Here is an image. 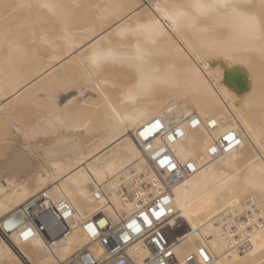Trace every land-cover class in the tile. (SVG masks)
Here are the masks:
<instances>
[{
	"label": "bare ground",
	"instance_id": "obj_1",
	"mask_svg": "<svg viewBox=\"0 0 264 264\" xmlns=\"http://www.w3.org/2000/svg\"><path fill=\"white\" fill-rule=\"evenodd\" d=\"M193 3L0 0V141L23 138L26 149L17 167H0V222L36 198L64 197L76 208L67 220L71 228L52 239L39 232L23 241L18 230L10 232L24 259L1 239L2 264H69L82 249L102 259L104 246L82 220L104 209L116 224L138 211L136 186L127 185L128 201L118 189L132 175L149 180L153 147H166L180 165L196 167L174 185L166 221L180 231L177 257L193 255L205 264L204 247L212 264H264L261 241L253 243L264 225V191L245 183L264 162V46L248 37L241 21L215 12L201 16ZM174 6L196 17L195 24L184 18L173 25L157 12ZM154 21L161 25L158 34L121 31ZM94 48L115 60L93 67ZM138 48L144 62L136 59ZM139 69L152 84L136 97L129 87L138 83ZM155 118L165 129L145 140L139 133ZM193 118L201 121L195 128ZM229 132L241 143L211 155ZM48 220V227L60 228Z\"/></svg>",
	"mask_w": 264,
	"mask_h": 264
},
{
	"label": "built area",
	"instance_id": "obj_2",
	"mask_svg": "<svg viewBox=\"0 0 264 264\" xmlns=\"http://www.w3.org/2000/svg\"><path fill=\"white\" fill-rule=\"evenodd\" d=\"M224 144L228 145L229 142L223 139V144H214L212 147H216L217 151L216 153L210 151L211 155L215 156L223 147L226 149ZM164 155H169L173 158V162L177 163L176 169L168 170L158 163ZM147 156L149 160L147 165V169L150 172L149 180L144 181L140 179V175H132L128 182L118 189L124 201H128V198H131L133 194L137 196L138 211L127 217H122L116 224L112 223L111 218L104 209H100L95 215L83 219L82 223L86 230L88 224L96 226L97 235H91L88 230L87 232L93 239L99 240L104 246L105 256L102 259H98L89 249H82L77 252L74 260L69 264H199L193 255H186L182 259L177 257L175 245L180 240V231L174 232V229L166 225L167 218L173 214L172 195L174 185L184 178L187 173L191 172L192 169H189L186 165H180L173 153L166 147H153ZM133 184L136 186L137 191L134 189L135 192L130 194L127 185ZM95 194L96 199H101L104 196V192L101 189H98ZM165 196L169 197L168 202L163 205L166 215L160 220L150 217L153 220V224L149 228L143 222L141 212L150 211L153 207L158 209ZM75 213V206L67 198L60 197L56 201L48 197H43V199L36 198L25 211L21 209L15 210L8 215V218L0 222V240L6 239L24 259V255L12 241L9 235L10 232L18 230L21 236L23 231L31 228L33 231L32 237L40 232L52 239L71 228L67 220L72 218ZM50 218L51 222L53 221L60 225L59 229L48 227L47 222ZM132 220H136L140 224L141 232L137 233L134 228L127 227ZM101 221H103L102 225ZM9 222H11L13 227L6 228L5 224ZM125 235L129 236L127 241L123 240ZM32 237H29V239ZM21 238L23 241L29 240H24L22 236ZM157 241H160V243H157ZM201 249H204L209 257V261H205V264H209V262L212 264V257L209 251L204 247H201ZM141 252H145V255L141 262H138L137 259ZM167 253H171V255ZM0 264L2 263L0 262Z\"/></svg>",
	"mask_w": 264,
	"mask_h": 264
},
{
	"label": "snow or ice",
	"instance_id": "obj_3",
	"mask_svg": "<svg viewBox=\"0 0 264 264\" xmlns=\"http://www.w3.org/2000/svg\"><path fill=\"white\" fill-rule=\"evenodd\" d=\"M45 7H53L52 5L46 4ZM201 16L208 15L210 13H217L219 15L224 16L227 19L231 20H239L243 23L245 31L248 37L252 41H260L261 45L264 46V0H259L258 4H253L252 0H211V2L205 3L203 0H194V3L191 5ZM259 8L261 12H257L253 9ZM223 9V12L219 10ZM158 13H162L164 18L167 21H170L173 25H176L179 21L184 18H188L192 21L193 25L195 24L196 17H189L188 13L183 12L179 9L178 6H174L171 11L157 8ZM161 29V25L158 21L149 22V23H137L135 27L126 26L121 29L123 33H152L158 34ZM138 55L136 59L138 61L144 62L145 53H143L139 48L137 49ZM115 60V57L112 56L111 52H105L103 49L94 48L91 54L92 63L99 67L102 63L108 60ZM139 81L136 84H133L129 87V92L134 93L136 97H140L147 93V90L151 87L152 81H145L146 73L143 69H139ZM154 80L158 81V77H154ZM115 112V110H113ZM117 117L119 113H116ZM201 121L199 119H191L190 125L195 128L200 125ZM213 127L216 125V121H211ZM165 129V124L159 118H155L153 121L149 122L147 126L143 128V130L139 133L145 140H148L150 136H155L156 134L161 133ZM176 133L183 138L185 136V132L182 128H177ZM165 139L169 143H173L176 139L175 135L165 133ZM224 140L229 142V150L234 149L236 145H239L241 141L237 139L236 135L232 132L227 133L224 137ZM151 147V144H149ZM175 150V149H173ZM212 153H216V147H212L210 149ZM159 154V153H157ZM177 155H180L177 152ZM158 163L162 167H166L168 170L176 169L177 163L173 162V158L169 155H164ZM186 166L189 169H192L193 172L196 171V167L194 163H188L185 161ZM235 179V177L233 178ZM245 183L249 185H257L260 190L264 191V162H262L261 166L249 173V175L245 178ZM215 196V193H212L208 203L212 202V197ZM169 197L165 196L161 205L157 209L153 207L150 211H142L141 215L143 217V222L146 223L149 228L153 224V220L150 217H155L156 220H160L162 217L166 215V211L164 208V204L167 203ZM177 201L179 202V197H177ZM103 221H101V225ZM6 228L13 227L11 222L5 224ZM128 228H134L137 233L141 232L140 224L136 220H132L131 223L127 225ZM261 233L259 237H254L253 243L255 244L256 239L261 241L260 248H264V225L261 226ZM87 230L91 235H97L96 226L93 224L87 225ZM21 236L24 240L29 239V237L33 236V231L31 228L23 231ZM129 236L125 235L123 237L124 241H127ZM160 243V241H157ZM256 249H253V253ZM171 255V253H167ZM200 255L203 257L205 261H209V257L204 249H200ZM210 264V262H209Z\"/></svg>",
	"mask_w": 264,
	"mask_h": 264
},
{
	"label": "rangeland",
	"instance_id": "obj_4",
	"mask_svg": "<svg viewBox=\"0 0 264 264\" xmlns=\"http://www.w3.org/2000/svg\"><path fill=\"white\" fill-rule=\"evenodd\" d=\"M21 139L23 138L16 137V140L10 138L6 141H0V167L9 169L19 165L26 150Z\"/></svg>",
	"mask_w": 264,
	"mask_h": 264
},
{
	"label": "clouds",
	"instance_id": "obj_5",
	"mask_svg": "<svg viewBox=\"0 0 264 264\" xmlns=\"http://www.w3.org/2000/svg\"><path fill=\"white\" fill-rule=\"evenodd\" d=\"M88 59H89L91 65H92L93 67H96V66L92 63V61H91V56H90Z\"/></svg>",
	"mask_w": 264,
	"mask_h": 264
}]
</instances>
